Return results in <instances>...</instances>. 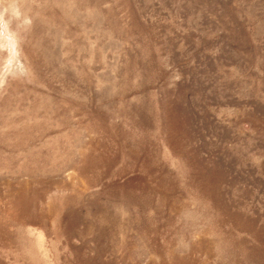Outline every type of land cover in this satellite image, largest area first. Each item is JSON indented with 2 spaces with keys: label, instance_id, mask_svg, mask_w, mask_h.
Returning <instances> with one entry per match:
<instances>
[{
  "label": "rangeland",
  "instance_id": "1",
  "mask_svg": "<svg viewBox=\"0 0 264 264\" xmlns=\"http://www.w3.org/2000/svg\"><path fill=\"white\" fill-rule=\"evenodd\" d=\"M0 264H264V0H0Z\"/></svg>",
  "mask_w": 264,
  "mask_h": 264
}]
</instances>
